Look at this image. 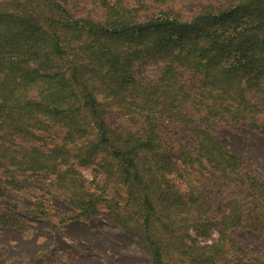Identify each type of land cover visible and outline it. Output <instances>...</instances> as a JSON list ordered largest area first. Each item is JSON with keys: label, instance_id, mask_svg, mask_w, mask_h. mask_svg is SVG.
I'll use <instances>...</instances> for the list:
<instances>
[{"label": "trees", "instance_id": "16d2710c", "mask_svg": "<svg viewBox=\"0 0 264 264\" xmlns=\"http://www.w3.org/2000/svg\"><path fill=\"white\" fill-rule=\"evenodd\" d=\"M256 95L264 0H0L7 183L49 173L78 216L104 213L149 264H264V178L218 135L231 122L264 137ZM34 201L31 215L46 216ZM243 230L261 237L259 249Z\"/></svg>", "mask_w": 264, "mask_h": 264}, {"label": "rangeland", "instance_id": "374dc122", "mask_svg": "<svg viewBox=\"0 0 264 264\" xmlns=\"http://www.w3.org/2000/svg\"><path fill=\"white\" fill-rule=\"evenodd\" d=\"M193 6L194 2L184 4L187 10ZM83 9L93 11L90 6L79 8ZM136 69L143 73L140 63ZM146 71L155 74L152 65H148ZM254 100L264 105V96L256 95ZM113 122L118 127L125 125L120 116L114 117ZM173 132L179 134L182 141L191 140L180 129ZM218 135L225 147L241 154L250 168L264 178V137L258 131L222 122ZM46 145L44 141L39 142V146ZM83 171L87 178H92V170ZM18 179L19 185L7 183L0 168V215H15L24 220L23 228L0 224V264H27L38 256L44 258L45 264H149V255L136 239L104 213L78 216V211L56 187L49 173L25 172L19 174ZM35 198L44 201L46 216L31 215ZM237 234L251 248L259 249L262 245L261 237L249 230Z\"/></svg>", "mask_w": 264, "mask_h": 264}]
</instances>
